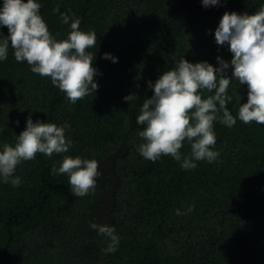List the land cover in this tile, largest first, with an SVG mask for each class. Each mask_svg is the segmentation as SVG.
Returning <instances> with one entry per match:
<instances>
[{
    "label": "trees",
    "instance_id": "1",
    "mask_svg": "<svg viewBox=\"0 0 264 264\" xmlns=\"http://www.w3.org/2000/svg\"><path fill=\"white\" fill-rule=\"evenodd\" d=\"M37 2L55 39L71 30L61 13L79 18L81 31L96 33L97 47L88 51L95 55L98 87L73 104L49 77L17 62L9 44L0 61V146L15 144L29 116L67 126L72 144L67 153L22 161L14 173L19 186L0 181V264H264V124L238 118L247 85L231 80L227 107L236 123L214 121L219 156L195 161L194 169L181 167L190 155L187 141L181 161L145 159L138 151L143 126L136 123L153 94L149 81L183 58L214 67L217 56L230 62L227 44L217 45L214 37L222 15L252 14L264 0L207 7L201 0ZM7 35L0 26V39ZM129 94L136 97L131 102L124 99ZM65 155L98 162L89 194L73 195L67 174H53ZM93 224L115 229V252H104L110 240Z\"/></svg>",
    "mask_w": 264,
    "mask_h": 264
},
{
    "label": "clouds",
    "instance_id": "2",
    "mask_svg": "<svg viewBox=\"0 0 264 264\" xmlns=\"http://www.w3.org/2000/svg\"><path fill=\"white\" fill-rule=\"evenodd\" d=\"M219 2L201 0L205 7ZM40 7L37 0H3L0 4V26L8 30V35L0 39V61L7 59L10 44L17 62L26 61L33 73L49 77L75 104L98 87L94 81L95 55L88 51L97 47V35L94 31H81L79 18L61 13V22L70 23L71 30L67 38L57 40L41 17ZM53 11L59 12V7ZM214 37L217 45L227 44L232 54L230 62L217 56L219 66L214 67L206 61L192 63L183 58L175 68L163 71L154 83L148 82L153 94L143 101L136 118V123L143 126L138 135L144 141L138 151L145 159L155 162L161 156H171L181 161L180 150L187 141L190 155L183 157V169H194L195 161H215L219 152L214 150V121L228 127L236 123L227 107L232 100L228 95L232 79L247 85V101L240 104L238 118L245 124H264V6L252 14L226 11ZM103 58L116 62L108 53ZM229 64L231 75L226 74ZM213 90L212 95H202ZM135 98L133 94L124 97L128 102ZM66 127L39 120L34 123L29 116L15 144L0 146V181L19 186L21 180L14 173L22 161L35 159L37 153L49 157L67 153L72 142L65 136ZM98 167L95 159L65 155L59 168L54 167L52 172L67 174L72 194L83 197L94 190L100 175ZM191 210L189 206L187 211ZM176 214L186 213L177 210ZM91 227L109 238L104 252H115L119 243L115 229L95 224Z\"/></svg>",
    "mask_w": 264,
    "mask_h": 264
}]
</instances>
